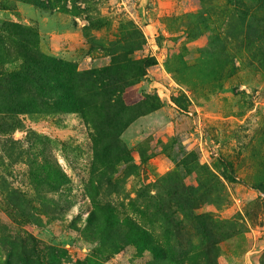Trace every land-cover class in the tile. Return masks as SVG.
Wrapping results in <instances>:
<instances>
[{"label":"rangeland","instance_id":"obj_1","mask_svg":"<svg viewBox=\"0 0 264 264\" xmlns=\"http://www.w3.org/2000/svg\"><path fill=\"white\" fill-rule=\"evenodd\" d=\"M0 264H264V0H0Z\"/></svg>","mask_w":264,"mask_h":264},{"label":"trees","instance_id":"obj_2","mask_svg":"<svg viewBox=\"0 0 264 264\" xmlns=\"http://www.w3.org/2000/svg\"><path fill=\"white\" fill-rule=\"evenodd\" d=\"M261 1V0H260ZM156 63V60L154 57H148L143 60L142 66H141V74L145 75L146 70L149 66ZM107 219V218H104ZM128 232L131 237H133V246L137 248V250L140 252V245L142 244V241L145 242V240H148L145 242V245L143 246V249L146 251H153L154 255L161 256L167 253L164 252L163 247L158 243H152L151 236L148 235V233L144 232L143 229L139 227V225H130L128 227Z\"/></svg>","mask_w":264,"mask_h":264}]
</instances>
